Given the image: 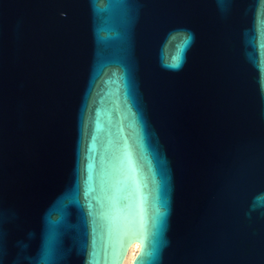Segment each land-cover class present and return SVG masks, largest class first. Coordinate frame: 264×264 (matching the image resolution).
<instances>
[{
    "label": "water",
    "instance_id": "1",
    "mask_svg": "<svg viewBox=\"0 0 264 264\" xmlns=\"http://www.w3.org/2000/svg\"><path fill=\"white\" fill-rule=\"evenodd\" d=\"M264 264V0H0V264Z\"/></svg>",
    "mask_w": 264,
    "mask_h": 264
},
{
    "label": "bare ground",
    "instance_id": "2",
    "mask_svg": "<svg viewBox=\"0 0 264 264\" xmlns=\"http://www.w3.org/2000/svg\"><path fill=\"white\" fill-rule=\"evenodd\" d=\"M139 250V242L137 240H132L126 247L125 253L120 264H131L132 259Z\"/></svg>",
    "mask_w": 264,
    "mask_h": 264
}]
</instances>
